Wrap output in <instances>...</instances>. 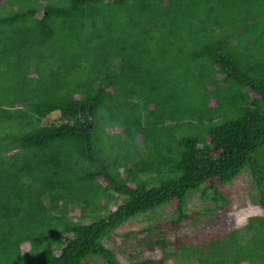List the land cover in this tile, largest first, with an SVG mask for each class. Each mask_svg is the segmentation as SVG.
Instances as JSON below:
<instances>
[{
    "label": "trees",
    "instance_id": "obj_1",
    "mask_svg": "<svg viewBox=\"0 0 264 264\" xmlns=\"http://www.w3.org/2000/svg\"><path fill=\"white\" fill-rule=\"evenodd\" d=\"M240 179L264 209V0L0 5V264H264V215L186 239Z\"/></svg>",
    "mask_w": 264,
    "mask_h": 264
},
{
    "label": "rangeland",
    "instance_id": "obj_2",
    "mask_svg": "<svg viewBox=\"0 0 264 264\" xmlns=\"http://www.w3.org/2000/svg\"><path fill=\"white\" fill-rule=\"evenodd\" d=\"M5 2L6 0H0V5L4 4ZM40 15H41V12L38 14V16ZM2 70H5L4 67L2 68ZM56 119H58V115L54 114L51 116V118H49L48 121L51 122ZM249 186L250 185L247 180L240 179L236 181L232 186H229L228 188L226 187L225 189H223V191L221 189L226 199V205H227L226 209L218 213V217L215 220L214 225L205 224L203 226L201 224V226L200 225L198 226V224H196V226L190 229L189 233L186 235V239L193 240V241H201L202 239H210L217 235L223 236V235H226L227 233H230L233 229H237L238 227L235 226L234 220L229 215V212L233 211L234 207L236 209L246 207L249 210H252V206L256 205L253 203V201H255L257 198L256 193L253 189H250ZM192 205H194V203H191L190 205H188V207L192 208ZM198 205H203V204L200 203ZM167 213H168V216L171 217L172 219L176 217V213L172 212L171 210H167ZM164 216L161 215L159 220H153L150 223H146V222L137 223L133 221L130 223L129 227H122L117 232V234L126 235L128 237L126 238L127 241H124V239L121 240V239L112 237V239H114L112 243H114V246L116 245V250L118 251V253L122 254L125 249L126 250L125 257L127 258L128 256H131L134 259L135 253L138 251L135 244H137V242L143 238L142 235H139L140 232L136 233L135 231L144 229L145 227H148L149 225H155V226L161 225L166 231L169 228H171L167 234H170L169 235L170 238L173 237L175 235V234H172L173 232H175L173 230L175 229L173 228L174 225L169 222L170 221L169 219L163 218ZM161 219H165V220H161ZM232 222L234 223V225H231ZM187 223H188L187 221H182L179 228L186 226ZM182 232H183V229L181 230L180 233ZM175 242H178V241L175 240ZM173 248H175L176 250V247H173ZM172 264H178V263H176L175 261H172Z\"/></svg>",
    "mask_w": 264,
    "mask_h": 264
},
{
    "label": "clouds",
    "instance_id": "obj_3",
    "mask_svg": "<svg viewBox=\"0 0 264 264\" xmlns=\"http://www.w3.org/2000/svg\"><path fill=\"white\" fill-rule=\"evenodd\" d=\"M229 215L234 220L235 226L239 228L245 226L251 217L264 215V209L260 208L259 205H253L252 210L246 207L239 209L234 207L233 211L229 212Z\"/></svg>",
    "mask_w": 264,
    "mask_h": 264
},
{
    "label": "water",
    "instance_id": "obj_4",
    "mask_svg": "<svg viewBox=\"0 0 264 264\" xmlns=\"http://www.w3.org/2000/svg\"><path fill=\"white\" fill-rule=\"evenodd\" d=\"M89 112H90V109H89Z\"/></svg>",
    "mask_w": 264,
    "mask_h": 264
}]
</instances>
